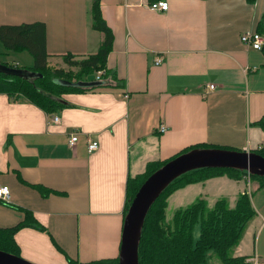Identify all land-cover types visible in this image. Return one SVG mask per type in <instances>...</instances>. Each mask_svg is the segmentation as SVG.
<instances>
[{"label": "crops", "instance_id": "crops-1", "mask_svg": "<svg viewBox=\"0 0 264 264\" xmlns=\"http://www.w3.org/2000/svg\"><path fill=\"white\" fill-rule=\"evenodd\" d=\"M164 1L169 7L161 12L148 7L150 0H100L112 35L107 77L92 90L63 94L66 105L56 113L0 93V184L10 189L9 200H0V228L23 223L27 214L44 228L16 231L22 259L118 258L128 177L197 144L248 152L264 147V53L240 40L247 31L264 37V0ZM90 4L0 0V26L42 23L49 66L65 68L64 55L87 57L103 40L92 28ZM26 59L23 66L33 65L30 54ZM73 133L77 141L70 146ZM88 139L98 142L95 151L88 152ZM220 178L232 183L222 197L228 208L246 193L255 212L231 256L256 255L264 264L258 183L213 177L176 193L198 185L212 208L220 198L208 201L209 184Z\"/></svg>", "mask_w": 264, "mask_h": 264}, {"label": "trees", "instance_id": "trees-1", "mask_svg": "<svg viewBox=\"0 0 264 264\" xmlns=\"http://www.w3.org/2000/svg\"><path fill=\"white\" fill-rule=\"evenodd\" d=\"M155 1L158 0H150V3ZM246 1L253 3L255 0ZM89 12L92 28L103 33V40L98 50L87 57L75 58L70 54L64 55L62 58L68 68L49 66V55L45 49V30L42 23L1 25L0 42L4 48L7 51L26 50L33 57V65L16 66L11 62L0 63L8 67L27 70L36 75L32 78H22L0 72V93L13 99L24 98L45 113L53 114L66 105L61 98L63 94L81 93L101 86V80H96V74L98 71H103L101 79L107 77L106 58L111 50L112 35L102 18L100 0H91ZM258 32L261 33L260 30ZM261 50L264 53V44ZM59 80L69 82V84L57 82ZM70 83H82L83 85H71ZM261 126L264 129L263 121H261ZM195 148L216 147L197 144L187 147L177 155ZM253 152L264 157V147ZM167 161L150 163L143 174L128 177L125 213L143 181ZM222 174L236 180L247 176L250 181H259V187L264 189V177L248 175L235 169L202 168L179 176L165 188L145 217L138 247L139 264H205L209 250H213L219 264L243 263L244 257H232L230 252L239 242L243 228L255 213L246 193L238 196L234 208H228L224 198L218 199L212 208H207L206 202L197 198L190 205L177 209L169 222L165 220L167 198L174 191ZM36 188L46 195L44 189ZM197 225L198 235L195 238L194 232ZM23 226L44 230L27 214L23 223L13 228H0L1 251L19 256V247L14 240V235ZM67 262L68 264H118V258L101 259L89 263H79L67 258Z\"/></svg>", "mask_w": 264, "mask_h": 264}, {"label": "water", "instance_id": "water-1", "mask_svg": "<svg viewBox=\"0 0 264 264\" xmlns=\"http://www.w3.org/2000/svg\"><path fill=\"white\" fill-rule=\"evenodd\" d=\"M0 72L22 78H32L36 75L1 63ZM57 82L69 84L60 80ZM70 84L83 85L82 83ZM202 168L235 169L248 175L264 177V157L253 151L195 148L177 155L160 166L143 181L129 203L123 219L118 264H139L138 247L149 209L173 180L187 172ZM0 264L32 263L0 250Z\"/></svg>", "mask_w": 264, "mask_h": 264}, {"label": "rangeland", "instance_id": "rangeland-1", "mask_svg": "<svg viewBox=\"0 0 264 264\" xmlns=\"http://www.w3.org/2000/svg\"><path fill=\"white\" fill-rule=\"evenodd\" d=\"M25 55H29V53L26 50L23 51H10V50H6L4 48V46L2 45V43L0 42V62H13V60H17L20 62V64H22V66L24 64H28L27 63V59L25 60ZM58 66H63V64L59 63ZM54 68V67H53ZM65 68H68L67 65L65 66ZM159 128V127H158ZM163 132V131H162ZM217 177H227L229 179H231V177H228L227 175H220ZM243 178V177H242ZM243 179H245V181L249 182V183H258L259 185V181H250L248 179V177H244ZM236 180V179H234ZM217 181H221V184L219 186H216L214 183H216ZM232 184L230 182H228V180L226 178H220L217 180H214L213 182H211L209 185L210 187V193L207 194L208 196V201L213 200L214 198L218 199V198H222L223 196H228L227 193V187ZM242 187H245V182H242ZM200 186L195 185V186H190L184 190H181L179 192L176 193V191H174L171 195L173 196H169L167 198V207L165 209V220L167 222L170 221L173 213L180 208H184L188 205H190L193 201H195L197 198H201L200 196ZM250 188V187H249ZM230 190V189H229ZM207 204V203H206ZM214 205V204H213ZM207 206V205H206ZM207 208H209V205L207 206ZM198 235V225L195 228V232H194V236L195 238H197ZM233 251V250H232ZM231 251V252H232ZM205 264H219V260L218 258L215 256L213 250H209L207 253V259Z\"/></svg>", "mask_w": 264, "mask_h": 264}, {"label": "built area", "instance_id": "built-area-1", "mask_svg": "<svg viewBox=\"0 0 264 264\" xmlns=\"http://www.w3.org/2000/svg\"><path fill=\"white\" fill-rule=\"evenodd\" d=\"M151 10L155 11H161L165 12L168 10V2L164 0H158L155 2H152L148 6ZM240 40L243 44H245L247 47H250L255 50H261L262 46L264 44V37L262 34L256 32V31H247L243 33L240 37ZM161 62L160 58H157L155 64H159ZM103 74V71H98L96 74V80L100 81L101 80V75ZM210 88H213V86H210ZM127 96L125 95V98ZM58 117L54 116L52 118V122L57 123L58 122ZM159 131H164L165 127L163 125H159ZM77 141V135L76 133H73L70 138H69V145L73 146L75 142ZM99 144L97 141L88 139L87 140V150L88 152L95 151L98 148ZM10 197V189L7 185H1L0 184V200L1 201H8ZM242 264H261L259 261L258 257L256 255H252L250 257H247L244 259Z\"/></svg>", "mask_w": 264, "mask_h": 264}]
</instances>
